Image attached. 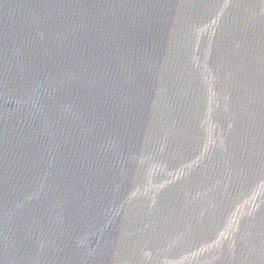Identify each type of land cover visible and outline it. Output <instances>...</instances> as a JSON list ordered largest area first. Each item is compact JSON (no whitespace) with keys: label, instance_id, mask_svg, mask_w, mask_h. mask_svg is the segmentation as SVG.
Instances as JSON below:
<instances>
[{"label":"water","instance_id":"obj_1","mask_svg":"<svg viewBox=\"0 0 264 264\" xmlns=\"http://www.w3.org/2000/svg\"><path fill=\"white\" fill-rule=\"evenodd\" d=\"M0 264H264V0H0Z\"/></svg>","mask_w":264,"mask_h":264}]
</instances>
